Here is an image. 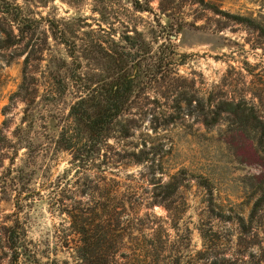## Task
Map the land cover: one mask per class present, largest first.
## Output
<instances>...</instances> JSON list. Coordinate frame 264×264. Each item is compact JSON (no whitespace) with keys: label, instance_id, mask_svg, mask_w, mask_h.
Returning a JSON list of instances; mask_svg holds the SVG:
<instances>
[{"label":"rangeland","instance_id":"rangeland-1","mask_svg":"<svg viewBox=\"0 0 264 264\" xmlns=\"http://www.w3.org/2000/svg\"><path fill=\"white\" fill-rule=\"evenodd\" d=\"M13 1L38 30L18 56L0 49V264L16 202L28 238L53 245L64 218L53 206L75 174L54 144L78 96L70 77L106 75L92 45L111 39L136 56L145 40L160 75L140 84L117 121L108 140L116 165L105 175L136 194L141 216L153 194L178 188L193 252L200 227L234 243L233 217L246 219L264 186V0H139L145 12L132 0ZM24 68L25 90L9 100ZM151 212L167 216L158 203Z\"/></svg>","mask_w":264,"mask_h":264},{"label":"trees","instance_id":"trees-1","mask_svg":"<svg viewBox=\"0 0 264 264\" xmlns=\"http://www.w3.org/2000/svg\"><path fill=\"white\" fill-rule=\"evenodd\" d=\"M93 1L106 8L110 0ZM132 6L139 12L147 11L139 0H132ZM37 30L38 21L25 15L18 4L0 0L1 50L11 49L18 56L17 47L33 41ZM140 39L144 50L139 56L125 51L112 39L109 48L95 42L93 59L108 63V69L102 72L106 75L82 77L75 73L70 77L78 96L54 142L75 166L74 176L65 181L62 195L53 206L64 217L62 224L55 228L52 246L35 243L28 238L16 202L14 220L3 228L9 254L6 264H264V186L259 188L247 218L233 217L237 231L234 243L218 237L213 227H200L202 248L193 252L188 228H179L183 209L173 197L178 188L153 194L141 216L136 194L123 191L118 181L105 175L116 165L108 140L117 121L140 84L160 75L157 64L148 62L149 46ZM59 40L68 46L64 38ZM121 40L126 42L130 37ZM26 82L24 68L22 83L9 100L22 94ZM58 83L53 80L54 88ZM84 196L87 199L81 200ZM156 203L163 206L167 216L161 218L151 212Z\"/></svg>","mask_w":264,"mask_h":264}]
</instances>
